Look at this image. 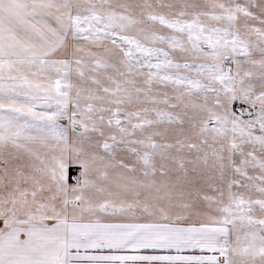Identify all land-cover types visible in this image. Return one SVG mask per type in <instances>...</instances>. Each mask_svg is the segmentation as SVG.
<instances>
[{
	"label": "snow or ice",
	"instance_id": "1",
	"mask_svg": "<svg viewBox=\"0 0 264 264\" xmlns=\"http://www.w3.org/2000/svg\"><path fill=\"white\" fill-rule=\"evenodd\" d=\"M0 264H264V0H0Z\"/></svg>",
	"mask_w": 264,
	"mask_h": 264
}]
</instances>
